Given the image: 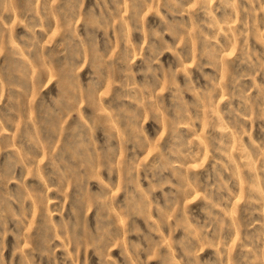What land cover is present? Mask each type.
Instances as JSON below:
<instances>
[{
	"label": "rangeland",
	"instance_id": "1",
	"mask_svg": "<svg viewBox=\"0 0 264 264\" xmlns=\"http://www.w3.org/2000/svg\"><path fill=\"white\" fill-rule=\"evenodd\" d=\"M0 264H264V0H0Z\"/></svg>",
	"mask_w": 264,
	"mask_h": 264
}]
</instances>
